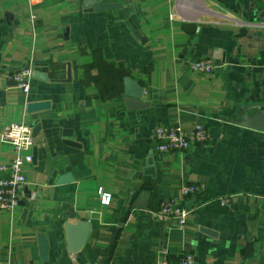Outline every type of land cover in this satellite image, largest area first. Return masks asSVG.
Segmentation results:
<instances>
[{
    "label": "crops",
    "instance_id": "obj_1",
    "mask_svg": "<svg viewBox=\"0 0 264 264\" xmlns=\"http://www.w3.org/2000/svg\"><path fill=\"white\" fill-rule=\"evenodd\" d=\"M103 1L122 6L89 12L85 0H0V164L15 156L1 139L5 125L41 124L25 166L27 216L21 205L0 209V264H154L183 253L195 264H264V132L225 120L264 111V3ZM206 57L216 66L207 77L190 68ZM24 67L33 70L29 93L8 78ZM126 76L144 87L148 108H127ZM41 100L50 107L27 111ZM196 122L214 135L209 147L158 151L156 127ZM65 172L74 181L56 184ZM184 182L202 188L181 201L191 211L180 229L148 210L178 199ZM146 187L148 207L135 206ZM79 220L90 222V235L70 254L64 223ZM39 232L49 242L45 261Z\"/></svg>",
    "mask_w": 264,
    "mask_h": 264
},
{
    "label": "built area",
    "instance_id": "obj_2",
    "mask_svg": "<svg viewBox=\"0 0 264 264\" xmlns=\"http://www.w3.org/2000/svg\"><path fill=\"white\" fill-rule=\"evenodd\" d=\"M264 3V0H260ZM215 63L211 58H199L190 62V68L204 76H211L215 71ZM33 70L29 67L21 68L8 75L14 85L29 93ZM153 137L158 151L162 153L186 152L195 145L209 147L215 141L212 132L202 123L196 122L191 128H183L179 124L159 125L154 130ZM3 142L12 145L15 156L10 163L0 164V209L13 211L25 199L27 184L25 166L33 162V148L35 138L32 129L22 122H13L3 127L1 132ZM202 187L196 184L182 183L179 198L165 199L160 206L149 213L158 221L167 222L176 219L178 227L183 229L188 222L190 211L181 201L187 196L195 194ZM101 202L110 204L111 196L101 194ZM154 264H195L192 253H183L179 257L161 258Z\"/></svg>",
    "mask_w": 264,
    "mask_h": 264
},
{
    "label": "water",
    "instance_id": "obj_3",
    "mask_svg": "<svg viewBox=\"0 0 264 264\" xmlns=\"http://www.w3.org/2000/svg\"><path fill=\"white\" fill-rule=\"evenodd\" d=\"M122 6L120 3L117 2H104L103 0H85V10L89 12L93 11H105V10H112ZM129 28L132 30L134 36L140 43H145L147 38L142 36L139 31L134 29L133 26L128 24ZM34 77L41 78V79H48L45 73L35 71ZM72 79L71 74V65L68 63L67 65V78L66 81H70ZM144 95V87L141 86L136 80L132 77L126 76L124 77V92L123 98L126 103V106L129 110H141L144 108H148L150 106V101L143 100ZM50 107V102L48 100H41V101H30L27 104V111L29 113H33L36 111H41L48 109ZM231 123L248 127L251 129H255L258 131L264 132V111L258 109L256 111L247 110L244 112L239 118H231L225 119ZM41 124L37 123L33 126L32 135L36 137L40 131ZM65 143L72 145V146H80L77 142L71 140H65ZM36 158V151L34 152L33 159ZM74 176L71 172H65L61 174L56 179V184H64L68 182L74 181ZM53 182V181H52ZM151 187H146L144 191H142L141 195L135 201L134 205L138 207L147 208L149 203L148 199L150 196ZM25 193L31 198V191H29L25 187ZM29 198L23 199L20 201V205L24 207L22 213V219H25L28 213V205H29ZM74 217V214L71 215V218ZM64 230L66 235V243L67 248L70 254L77 253L80 251L85 243L88 240L91 231L90 222L85 220H79L76 222H65L64 223ZM203 232L216 237L217 232L212 229L202 228ZM38 238V246H39V254L42 260L48 259V252H49V242L46 236V233L39 232L37 235Z\"/></svg>",
    "mask_w": 264,
    "mask_h": 264
}]
</instances>
